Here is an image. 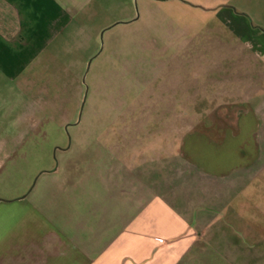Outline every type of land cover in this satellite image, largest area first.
<instances>
[{"label": "crops", "instance_id": "0c3cea01", "mask_svg": "<svg viewBox=\"0 0 264 264\" xmlns=\"http://www.w3.org/2000/svg\"><path fill=\"white\" fill-rule=\"evenodd\" d=\"M92 1L0 0V151L50 118L52 86L71 75L73 41L85 40L80 25ZM230 10L234 32L260 62L246 71L262 72L237 124L186 132L178 163H62L34 182L0 177V264L197 263L215 226L214 206L207 214L192 209L199 186L217 195L218 184L264 173V27ZM111 167V176L99 175Z\"/></svg>", "mask_w": 264, "mask_h": 264}, {"label": "rangeland", "instance_id": "374dc122", "mask_svg": "<svg viewBox=\"0 0 264 264\" xmlns=\"http://www.w3.org/2000/svg\"><path fill=\"white\" fill-rule=\"evenodd\" d=\"M230 7L264 27V0L89 2L80 25L85 40L73 41L74 48L82 43L81 53L73 48L71 75L52 86L50 118L0 151V177L34 182L62 163H178L186 132L234 127L251 80L262 72L246 71L260 62L234 32ZM112 167L99 175L111 176ZM199 188L192 209L207 214L214 206L215 226L194 264H242L241 257L264 264V173L218 184L217 195ZM227 241L233 248L225 249Z\"/></svg>", "mask_w": 264, "mask_h": 264}, {"label": "water", "instance_id": "95a60500", "mask_svg": "<svg viewBox=\"0 0 264 264\" xmlns=\"http://www.w3.org/2000/svg\"><path fill=\"white\" fill-rule=\"evenodd\" d=\"M138 17H139V16L135 17L134 19L136 20V19H138ZM117 23H119V22H117ZM117 23H116V24H117ZM104 32H105V30L102 31V34H101L102 37H103V35H104ZM91 61H92V59L89 61V64H88V70H87V71H89ZM87 89H88V85H87ZM87 93H88V91H86L85 94H84V99H83V102H82V105H81V112H82V110H83V108H84V105H85V103H86V100H87Z\"/></svg>", "mask_w": 264, "mask_h": 264}]
</instances>
